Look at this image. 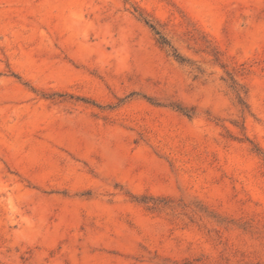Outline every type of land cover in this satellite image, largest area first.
<instances>
[{
  "label": "rangeland",
  "instance_id": "374dc122",
  "mask_svg": "<svg viewBox=\"0 0 264 264\" xmlns=\"http://www.w3.org/2000/svg\"><path fill=\"white\" fill-rule=\"evenodd\" d=\"M0 264H264V0H0Z\"/></svg>",
  "mask_w": 264,
  "mask_h": 264
}]
</instances>
